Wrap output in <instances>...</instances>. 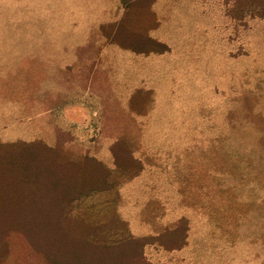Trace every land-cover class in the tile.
I'll use <instances>...</instances> for the list:
<instances>
[{
    "label": "rangeland",
    "instance_id": "374dc122",
    "mask_svg": "<svg viewBox=\"0 0 264 264\" xmlns=\"http://www.w3.org/2000/svg\"><path fill=\"white\" fill-rule=\"evenodd\" d=\"M35 142L99 166L64 217L91 242L264 264V0H0V146Z\"/></svg>",
    "mask_w": 264,
    "mask_h": 264
},
{
    "label": "trees",
    "instance_id": "16d2710c",
    "mask_svg": "<svg viewBox=\"0 0 264 264\" xmlns=\"http://www.w3.org/2000/svg\"><path fill=\"white\" fill-rule=\"evenodd\" d=\"M148 42L153 44V52L166 51L163 44ZM114 146L111 154L116 161ZM51 151L39 142L0 146L1 253L9 250L5 238L14 233L45 264H147L138 240L128 238L100 246L89 240L83 222L66 221L67 204L98 190L103 181L95 162L92 169L87 165L89 159L69 163L60 159V153L54 159H42V154Z\"/></svg>",
    "mask_w": 264,
    "mask_h": 264
}]
</instances>
